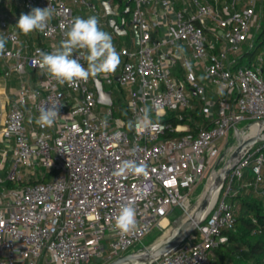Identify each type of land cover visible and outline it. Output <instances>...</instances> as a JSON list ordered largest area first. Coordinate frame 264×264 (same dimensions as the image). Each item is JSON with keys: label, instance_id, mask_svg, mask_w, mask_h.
<instances>
[{"label": "built area", "instance_id": "1", "mask_svg": "<svg viewBox=\"0 0 264 264\" xmlns=\"http://www.w3.org/2000/svg\"><path fill=\"white\" fill-rule=\"evenodd\" d=\"M110 1L116 18L120 2ZM22 3L26 13L50 7L53 16L45 32L36 31L40 40L28 41L12 16L0 13V36L7 41L0 55L3 74L19 77L1 129L13 151L0 174V264L109 263L175 207L191 214L193 191L217 162L222 141L232 129L242 136L257 126L243 131L242 121L264 118V53L253 66L232 69L261 29L264 0H132L130 23L140 43L119 45L112 38L121 63L115 73L98 76L111 90L112 105L98 101L92 77L61 85L33 65L37 49L50 53L59 47L74 17L96 16L100 27H108L104 6L88 0ZM178 60L183 78L175 73ZM204 80L215 88V99L208 97ZM115 87L125 93L126 118L114 114ZM194 97L208 117L195 134H180L190 131L189 123L161 120L168 112L183 119ZM53 103L61 105L59 116L53 126L41 128L35 123L39 109ZM146 107L159 126L130 129L129 121H141ZM9 153L2 151L5 161ZM127 160L144 165L145 174L118 175ZM248 166L255 177L243 185L264 199V152L257 147L232 170L196 230L153 264H214V249L228 242L226 231L236 225L229 197ZM124 204L134 206L136 227L121 234L114 225Z\"/></svg>", "mask_w": 264, "mask_h": 264}, {"label": "clouds", "instance_id": "2", "mask_svg": "<svg viewBox=\"0 0 264 264\" xmlns=\"http://www.w3.org/2000/svg\"><path fill=\"white\" fill-rule=\"evenodd\" d=\"M52 16L53 10L50 7L33 8L29 13L21 14L15 26L25 35L33 31L43 33L48 28ZM64 35L65 39L52 52L37 49L39 59L33 61L34 67L38 66L43 73L61 85H76L79 81H87L90 77L116 72L121 63L120 54L116 51L112 36L102 30L96 16L74 17ZM6 42L5 38L0 37V55L5 52ZM74 52L78 53L75 58H73ZM81 60L85 61L87 66L82 64ZM60 106V103H53L41 107L35 123L41 128L53 126L59 116ZM149 112L146 107L143 110V119L135 124L129 121V128L158 127L159 125L152 124ZM145 172L144 165L127 160L119 165L117 174L141 175ZM114 227L121 234H126L136 227V210L133 205L121 206Z\"/></svg>", "mask_w": 264, "mask_h": 264}, {"label": "trees", "instance_id": "3", "mask_svg": "<svg viewBox=\"0 0 264 264\" xmlns=\"http://www.w3.org/2000/svg\"><path fill=\"white\" fill-rule=\"evenodd\" d=\"M120 2L121 14L126 13V1L117 0ZM132 6V1L130 8ZM264 11V5L262 6ZM130 16V12H129ZM125 17H122V20ZM126 19V18H125ZM128 33V32H127ZM123 34L119 37H124ZM264 43V16L261 19V29L257 31L250 41L244 44L243 50L237 57L232 69L239 66H253L258 57V48ZM120 44V43H119ZM260 54V53H259ZM258 54V55H259ZM257 55V56H258ZM262 73L264 76V63L262 66ZM115 90V88H114ZM119 97L114 100V114L126 118L129 109L126 101L124 102L125 93L119 90ZM183 119L175 112H168L161 118L163 122L172 123H189L190 131H182L180 134L192 132L195 134L198 130L199 123L202 119L207 120L208 117L203 114L201 103L194 97V107L191 110L183 112ZM260 147L264 152V142L259 143L253 149ZM255 173L251 166L246 167L244 171V179L240 183H250L253 181ZM16 186L15 183H9ZM238 187L237 193L229 197V201L233 204L236 211V225L233 229L226 231L228 242L221 244L214 249V264H263L264 259V199L258 195L252 186ZM257 230V232H256Z\"/></svg>", "mask_w": 264, "mask_h": 264}, {"label": "water", "instance_id": "4", "mask_svg": "<svg viewBox=\"0 0 264 264\" xmlns=\"http://www.w3.org/2000/svg\"><path fill=\"white\" fill-rule=\"evenodd\" d=\"M109 16V26L118 34H127L126 19L119 22L115 17V10L110 0H100ZM132 0L126 1V13L130 12V4ZM135 44L140 43V34L136 26L133 27ZM97 91L98 101L102 104L112 105L113 99L111 90L105 89L103 81L98 76L93 78ZM256 124V130L249 131L241 136L237 146L230 153L229 157L224 161L222 168L217 172L211 183L208 184L200 199L194 204L191 214L182 215L173 222L175 230L167 237L152 246L143 247L137 251L125 253L107 264H153L161 258L166 252L178 246L186 240L203 221L204 217L210 210L213 200L225 185L235 166L242 158L257 144L264 142V118L250 122L247 128ZM250 130V129H249Z\"/></svg>", "mask_w": 264, "mask_h": 264}, {"label": "rangeland", "instance_id": "5", "mask_svg": "<svg viewBox=\"0 0 264 264\" xmlns=\"http://www.w3.org/2000/svg\"><path fill=\"white\" fill-rule=\"evenodd\" d=\"M88 1L96 4L99 9H102V3H101L100 0H88ZM263 16H264V11H262V14L259 15V19L260 18L262 19ZM122 17L126 18V27L128 29V33L124 37H119V36L118 37L121 40H126L127 38H130L132 36L134 31H133V26L130 23L129 14H127V15H125V14L122 15L121 14L120 16H117L116 19L119 22H121L122 21ZM104 31H106V30H104ZM110 31L115 33V31L111 27H108V32H110ZM120 36H122V35H120ZM114 41H117V40L114 39ZM125 42L126 43H124L122 41L121 43L129 45V43H127V41H125ZM117 43H119V42L117 41ZM122 44H120V45H122ZM185 52H186V54H188V56L190 55L188 49H185ZM259 53L260 54L264 53V43L259 46L258 53L255 55L256 58L260 55ZM191 62H192V64H195L193 60H191ZM174 68H175V73L177 74V76L180 77V78H183L184 77V73H183V69L181 67V61L180 60L177 61V64H176V66ZM204 82L207 83L206 80H204ZM119 94H120L119 93V89H117L115 87V90L113 92L114 100H115V98L117 99V97L120 96ZM123 101L125 102L126 98H124ZM126 103H127V101H126ZM249 123H250V120H244L241 123H239L238 126H239V128H241L243 130ZM247 133H248V130H245L244 132L241 133V135L244 136ZM240 137L241 136L237 135L236 131H234V129H232L230 134H229V136L222 141L221 155L218 157V160L215 163V165L208 170L207 179L203 180L201 183H199L197 185L196 189L193 191V195L191 196L192 204H195L200 199V197L202 196L203 192L205 191V189L207 187V184H208V181H209V177L210 178H211V176L213 177V172L214 171L219 172V170L223 166L224 161L229 157L230 153L237 146ZM182 215H185L183 213V210L181 208L175 207L173 209V211L170 214H168L167 218L163 219L160 222V224L156 223L153 226V228L151 229V231L148 234H146L141 241L136 242L135 244L130 246L125 253L134 252V251H137V250H139V249H141L143 247L152 246V245L158 243L159 241H161L162 239L167 237L170 233H172L175 230V228L173 227V222L176 219L180 218ZM92 264H107V263H105L103 261H100V260L99 261L93 260Z\"/></svg>", "mask_w": 264, "mask_h": 264}, {"label": "crops", "instance_id": "6", "mask_svg": "<svg viewBox=\"0 0 264 264\" xmlns=\"http://www.w3.org/2000/svg\"><path fill=\"white\" fill-rule=\"evenodd\" d=\"M0 13H8L12 16L15 25L18 22V19L21 14H27L23 9V3L22 0H0ZM109 27V26H108ZM108 27H101L102 30H106L108 32ZM22 33V32H21ZM113 39L117 40L120 44L123 41H127L129 45L135 44V37L134 33L130 38H127L126 40H121L118 37V34L112 31L108 32ZM22 36L24 39L28 41H39V36L37 35L36 31H33L27 35L22 33ZM1 37V36H0ZM116 41V42H117ZM118 43V44H119ZM7 44V42H6ZM119 44V45H120ZM124 45V44H122ZM4 62L2 58L0 57V168L5 165V168L0 171V174L4 175L9 167V162L12 156L13 151V143H9L1 134V129L3 127V123L5 121L8 109H9V102L10 100L14 99L16 97V92L19 88V77L16 73H12V75L8 78H5L4 76ZM206 83V82H205ZM207 94L208 97L211 99H215L217 97V93L213 85L211 83L207 82ZM208 122V119H202L201 122L198 124L199 126H205ZM2 151H10L9 155L7 156V161L4 160L2 157ZM239 187H247L244 186L243 183H238ZM238 187H235L234 193H237Z\"/></svg>", "mask_w": 264, "mask_h": 264}, {"label": "bare ground", "instance_id": "7", "mask_svg": "<svg viewBox=\"0 0 264 264\" xmlns=\"http://www.w3.org/2000/svg\"><path fill=\"white\" fill-rule=\"evenodd\" d=\"M253 130L255 131V130H256V127H254ZM253 130H252V131H253ZM215 175H216V174H214L213 177L211 178L210 183H211V181L213 180V178L215 177ZM215 199H216V198H215ZM215 199L213 200V203H214ZM213 203H212V204H213ZM212 204H211V205H212ZM135 264H138V263H135Z\"/></svg>", "mask_w": 264, "mask_h": 264}]
</instances>
